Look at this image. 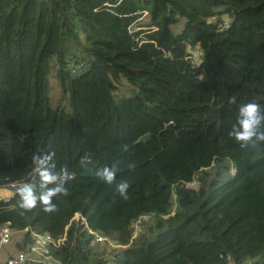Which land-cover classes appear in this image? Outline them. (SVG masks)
I'll return each instance as SVG.
<instances>
[{"label": "trees", "instance_id": "trees-1", "mask_svg": "<svg viewBox=\"0 0 264 264\" xmlns=\"http://www.w3.org/2000/svg\"><path fill=\"white\" fill-rule=\"evenodd\" d=\"M248 102L264 111V0H0V188L41 192L34 155L72 175L54 212L0 200V226L25 232L17 252L32 232L65 238L52 264H264V142L229 135ZM76 213L118 246L99 250Z\"/></svg>", "mask_w": 264, "mask_h": 264}, {"label": "clouds", "instance_id": "clouds-1", "mask_svg": "<svg viewBox=\"0 0 264 264\" xmlns=\"http://www.w3.org/2000/svg\"><path fill=\"white\" fill-rule=\"evenodd\" d=\"M239 126L234 127L229 135L234 136L239 142L245 144L249 142H264V111L256 102L242 104L239 109ZM54 153L34 155L33 173L40 178L39 187L42 189L38 194L34 191L31 183H24L17 189V206L24 211L32 210L37 203L43 205L44 212L56 211L57 205L53 203V197L67 196L68 188L65 182L72 178L71 173L66 168L54 171ZM86 163L85 160L81 161ZM116 167L105 166L97 170V177L107 184H112L116 178ZM51 185V187H49ZM129 183L121 181L115 185V190L123 198H127Z\"/></svg>", "mask_w": 264, "mask_h": 264}, {"label": "built area", "instance_id": "built-area-1", "mask_svg": "<svg viewBox=\"0 0 264 264\" xmlns=\"http://www.w3.org/2000/svg\"><path fill=\"white\" fill-rule=\"evenodd\" d=\"M197 52V51H193ZM193 55V53H191ZM194 63L199 64L200 63V54L197 59H194L193 56H191ZM70 68L72 69V72H76V70H80L84 67V63L77 61L76 59L72 58L70 60ZM25 182H15L10 183L6 186L8 189V195L0 198L3 202H8L10 199L16 194L17 189L21 184ZM191 186L196 185V181L189 183ZM5 188V187H3ZM79 215V214H77ZM80 218L76 221L81 220V224H85V229H88V231L93 235L92 243H102L106 246H112L117 247L118 245L115 244L114 240L108 236H105L104 234H101L95 230H92L84 217L79 215ZM149 214H143L141 215L137 220L134 221L132 228H133V234L132 238L136 237L138 233L142 232L144 224L150 219ZM75 218V217H74ZM10 222H7L6 224L0 226V246L6 245L11 242L12 236L14 233V230L10 227ZM34 238H36L35 243L27 249V251H20L16 252L15 254H12L8 256L5 260H0V264H32V262L41 260L45 261L46 264H52L53 258L49 255V249L48 245L52 244L54 246H58L61 244L65 238H59L55 239L50 234H34ZM231 260V258H229ZM230 264H233L232 260Z\"/></svg>", "mask_w": 264, "mask_h": 264}, {"label": "rangeland", "instance_id": "rangeland-1", "mask_svg": "<svg viewBox=\"0 0 264 264\" xmlns=\"http://www.w3.org/2000/svg\"><path fill=\"white\" fill-rule=\"evenodd\" d=\"M136 27V26H135ZM180 30H181V27H175L173 28V31L175 33H180ZM197 48V47H196ZM194 51H197V52H193V58L194 59H197L199 57V51L198 50H194ZM54 63H55V58H53L52 60V64L54 66ZM55 74V69L54 67L52 68L51 70V73H50V76H49V91H48V94L50 96V99H51V105L53 107L55 106H58L59 103H60V100H61V95H62V91H61V87H60V83L58 81V79H56V77L54 76ZM120 90L117 91V95L121 98L122 96L123 97H127L130 95V91H127L128 88H130L128 86V84H126L125 82H123L120 86ZM122 97V98H123ZM118 98V99H120ZM67 102H68V99H67ZM63 104L66 106L67 103L65 101H63ZM6 188V187H5ZM4 188V189H5ZM175 207V206H174ZM147 226V225H146ZM99 248V250H101V247H104L107 251L111 250L112 246H104V245H97ZM11 249V248H9ZM16 252H13V254H15ZM10 255V254H9Z\"/></svg>", "mask_w": 264, "mask_h": 264}, {"label": "crops", "instance_id": "crops-1", "mask_svg": "<svg viewBox=\"0 0 264 264\" xmlns=\"http://www.w3.org/2000/svg\"><path fill=\"white\" fill-rule=\"evenodd\" d=\"M26 183V182H25ZM28 183V182H27ZM8 195V189L7 188H0V198L4 197ZM81 215L80 213H76L75 214V218H73V220H78L80 218L79 215ZM82 216V215H81ZM83 217V216H82ZM86 219V218H85ZM81 220L77 221V222H80ZM84 227H85V224H83ZM88 230V229H87ZM34 232H32V236L34 237L33 235ZM24 234L25 232L24 231H17V230H14V233H13V236H12V240L10 243L6 244V245H2L0 246V260H5L8 256L12 255L13 252H17L18 249L16 247V244L17 243H21L23 238H24ZM33 245V244H32ZM32 245H27L26 249H29ZM11 248V249H9ZM10 254V255H9Z\"/></svg>", "mask_w": 264, "mask_h": 264}, {"label": "water", "instance_id": "water-1", "mask_svg": "<svg viewBox=\"0 0 264 264\" xmlns=\"http://www.w3.org/2000/svg\"><path fill=\"white\" fill-rule=\"evenodd\" d=\"M171 127H172V124H169L165 130H169V129H171ZM147 136H148V134L143 135V136L138 140V142H139V141H143V142H144ZM23 184H24V183H23ZM23 184H21L20 186H22ZM31 184H32V183H31ZM32 185H33V188H34V191H35V186H34V184H32ZM20 186H19V187H20Z\"/></svg>", "mask_w": 264, "mask_h": 264}]
</instances>
